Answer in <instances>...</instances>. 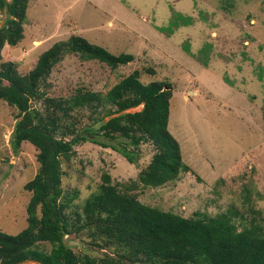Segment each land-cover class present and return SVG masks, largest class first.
Instances as JSON below:
<instances>
[{
    "label": "rangeland",
    "instance_id": "1",
    "mask_svg": "<svg viewBox=\"0 0 264 264\" xmlns=\"http://www.w3.org/2000/svg\"><path fill=\"white\" fill-rule=\"evenodd\" d=\"M5 21L0 13V28ZM24 29L23 41L2 52V59L18 64L22 75L42 53L72 35L135 58L112 70L67 55L43 84L48 96L68 98L81 86L105 94L135 70L141 71L143 84L165 81L173 89L169 130L192 171L147 188L139 174L155 154L150 142L135 151L136 163L130 164L114 149L88 141L63 164L64 190L78 194L71 206L75 211H82L109 173L119 188L136 183L132 194L162 211L186 218L230 211L239 225L255 216L252 205L264 219V0H31ZM113 110L75 112V125L82 131ZM17 114L0 101V231L9 235L28 225L31 193L24 187L40 167L33 145L23 143L18 154L11 146ZM88 136L106 143L92 132ZM119 142L125 143L114 145ZM66 242L77 254L104 255L85 235L67 236ZM38 247L47 253L52 249L49 243Z\"/></svg>",
    "mask_w": 264,
    "mask_h": 264
},
{
    "label": "trees",
    "instance_id": "2",
    "mask_svg": "<svg viewBox=\"0 0 264 264\" xmlns=\"http://www.w3.org/2000/svg\"><path fill=\"white\" fill-rule=\"evenodd\" d=\"M30 3L0 0V13L6 15L0 28V101L18 111L13 150L18 154L23 143H30L38 150L40 164L24 187L31 193L27 227L18 235L0 231V264H264V219L252 205L255 216L239 225L230 211L186 218L143 204L132 194L136 183L119 188L104 173L99 190L85 201L82 211L71 207L78 194L70 196L64 190L63 164L75 156L76 146L88 141L114 149L130 164L136 163L135 151L150 142L155 154L139 174V182L147 188L165 186L192 169L183 161L181 145L169 130L170 83L143 84L141 71L135 70L105 94L81 86L68 98H56L42 90L67 55L97 61L112 70L134 62L133 55H114L72 35L42 53L26 75L19 72L18 64L2 59L5 47H17L25 38ZM148 74L155 75V70L148 69ZM107 106L114 110L78 131L75 112L95 114ZM140 106L142 110L129 112ZM105 117L110 119L105 122ZM90 132L106 143L91 140ZM121 140L125 143L114 145ZM73 234L85 235L103 251V257L75 253L66 242ZM40 243H49L51 251L40 249Z\"/></svg>",
    "mask_w": 264,
    "mask_h": 264
}]
</instances>
